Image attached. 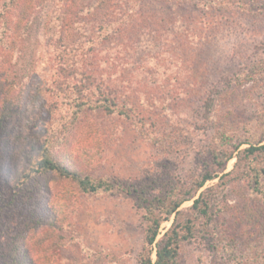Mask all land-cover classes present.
Masks as SVG:
<instances>
[{
    "label": "rangeland",
    "instance_id": "rangeland-1",
    "mask_svg": "<svg viewBox=\"0 0 264 264\" xmlns=\"http://www.w3.org/2000/svg\"><path fill=\"white\" fill-rule=\"evenodd\" d=\"M16 2L32 12L17 13L12 3L5 24L0 19V264H136L144 239L136 202L102 189L84 192L55 175L39 177L18 193L14 179L36 154L32 146L44 139L65 164L112 182L139 178L165 159L172 162L173 177L188 179L222 143L223 130L227 144L257 143L264 136V0ZM108 8L147 23L152 15L163 16L179 37L172 49L163 44L149 55L135 43L128 64L134 88L116 107L122 114L98 105L97 92L72 93L67 83L74 88L82 77L54 78L60 70L55 45L72 38L61 36L72 33L63 14L81 22ZM55 82L61 83L58 89ZM80 101L85 102L77 108ZM159 137L171 138L175 146L168 152L157 148ZM248 180L245 174L227 183L231 189L218 225L240 241L237 260L264 264V236L247 228L232 207L249 193ZM170 222L161 224L160 235ZM220 262L215 247L200 235L182 244L181 264Z\"/></svg>",
    "mask_w": 264,
    "mask_h": 264
},
{
    "label": "trees",
    "instance_id": "trees-1",
    "mask_svg": "<svg viewBox=\"0 0 264 264\" xmlns=\"http://www.w3.org/2000/svg\"><path fill=\"white\" fill-rule=\"evenodd\" d=\"M12 3L18 6L17 13L27 12L28 15V11L32 12L31 6H22L24 2L20 5L14 0L7 4L2 0L0 19L4 24V18L8 17L7 9ZM102 7L105 8V3ZM97 11L91 12L81 22L68 12L63 14L72 33L61 36L63 39L69 36L72 38L68 43L66 40L61 45H55L60 70H56V73L54 71V78L58 81L62 78L60 75L82 77L84 82L80 81L79 86L72 85V88L67 83L72 93L77 91L89 96L97 92L102 95L96 100L98 105L103 106L108 113L122 114L124 111H116V107L124 105V100L134 88V85H129L133 81H130L132 75H129L128 64L129 56L135 51V43L143 45L142 49H147L149 55L152 49L163 44L172 49L179 37L171 32L168 24L170 20L163 16L152 15L150 23H147L148 19L142 20V16H139V21H136V17L129 20L128 14L114 12L109 8ZM68 21L80 22L81 25H72ZM140 27L142 30H139ZM123 83L128 84L125 87ZM59 84L55 82L56 89ZM84 102L74 104L78 108ZM208 104L206 109L210 108L211 100ZM226 133L221 131L218 141L222 143L217 144L210 155L200 160L198 170L184 180L171 175L172 162L167 159L160 163L155 161L144 175L129 181L93 179L55 157L50 139H44L45 144L32 146L36 154L31 153L28 163L23 164L14 179V187L20 193L37 178L55 175L76 183L81 191L94 193L102 189L136 202L141 211L144 232L136 264H181L182 244L199 235L215 247L221 260L219 264H253L251 258L237 260V255L240 256L242 251L240 241L221 231L218 212L227 205L225 197L231 189L227 183L231 179H242L246 174L251 185L249 193L232 207L236 208L241 216L240 221L247 228L264 236V136L257 143L238 141L227 144L230 138ZM159 140L156 147L163 151L168 152L175 146L171 138L159 137ZM243 143H248V146L240 148ZM232 158H235L232 168L225 171L227 162ZM214 179L217 181L206 185ZM45 188L50 195L51 187ZM23 198L27 200L26 193ZM186 201H190V204L182 207ZM165 221L171 222L160 235V226Z\"/></svg>",
    "mask_w": 264,
    "mask_h": 264
}]
</instances>
